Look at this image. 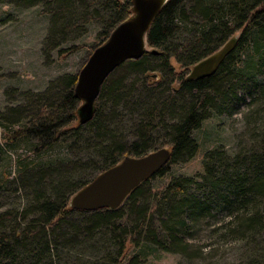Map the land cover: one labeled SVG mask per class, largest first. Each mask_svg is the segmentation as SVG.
Listing matches in <instances>:
<instances>
[{"label": "trees", "instance_id": "16d2710c", "mask_svg": "<svg viewBox=\"0 0 264 264\" xmlns=\"http://www.w3.org/2000/svg\"><path fill=\"white\" fill-rule=\"evenodd\" d=\"M11 1L27 6L42 3L50 10L45 42L52 41L55 35H64L81 19L96 18L99 10H103L109 22L100 31V41L90 48L88 56L107 40L118 24L133 15L132 0ZM94 2L95 8H92ZM236 32L238 36H234ZM232 38H236L234 49L212 75L186 79L184 74L191 66L216 53ZM146 43L149 50L140 59L124 61L105 79L95 102L94 115L86 124H79L77 118L80 101L73 92L77 74L63 78L57 93L30 103L26 121L21 125L12 123L17 129H7L0 122L5 145L34 142L37 152L64 143L67 138L82 140L88 129L101 140L91 148L84 147L86 158L72 163L70 170H64V163H58L55 171L48 170L46 176H30L36 180V189L26 214L35 218L21 228L16 221L0 215V264H18L27 259L39 264L43 255L50 257V247L56 248L57 240L79 237L80 233L85 237L83 242L92 243L91 248L105 241L117 249L109 264L143 261L147 257L145 248L168 252L172 250L171 245L180 246L178 239L189 232L187 223L197 221L212 210L236 215V234L251 246L257 264H264V147L260 155L250 152L246 156L235 155L232 160L218 150L205 152L199 181L178 177L146 196L149 199L143 195L146 191L143 187L151 179L166 174L171 164H185L196 155L198 145L191 137L192 132L211 113L220 114L239 103L242 99L237 97L238 92L264 108V80H261L264 0H167L148 27ZM124 66L130 74L141 75L139 85L133 80L124 86L121 78L112 79ZM152 83L160 85L163 91L151 88ZM174 83L176 87L171 86ZM165 92L168 97L163 95ZM254 94L258 97L256 100L252 97ZM176 102L180 105L175 114ZM111 105L141 112L151 122L137 125L134 140L123 143L106 129L109 117L104 119L103 112ZM255 113L259 114L258 108ZM167 118L169 123H165ZM158 127L167 136L150 146L151 131ZM165 147L170 151L168 163L132 190L119 208L80 212L69 207L74 193L125 156L139 157ZM29 167L23 166V171L28 172ZM84 169H91L89 178L73 181L72 177ZM135 205L138 207L133 210L134 216L126 215L128 222H120L122 218L117 221L125 206L133 209ZM141 238L156 246L144 245L140 249ZM65 242L69 244L71 240ZM127 246L132 249L139 246L140 250L126 259Z\"/></svg>", "mask_w": 264, "mask_h": 264}, {"label": "rangeland", "instance_id": "374dc122", "mask_svg": "<svg viewBox=\"0 0 264 264\" xmlns=\"http://www.w3.org/2000/svg\"><path fill=\"white\" fill-rule=\"evenodd\" d=\"M92 8H95V2ZM100 11L101 9L96 18L81 19L68 28L64 35H55L52 41L45 42L50 18V10L46 9L45 4L27 6L17 5L11 0H0V122L6 124L7 129L11 127L17 129L16 124L12 123L21 125L26 121V108L30 103H34L35 99L40 97L52 96L60 89L59 83L63 78L79 72L88 58L90 48L99 43L100 31L109 22L105 12ZM238 35L239 32H236L234 36ZM145 49L148 51V46ZM193 66L184 75H188ZM175 71H179L177 66ZM119 78L124 81V86L133 80L138 85L141 82V75L130 74L126 66L120 68L112 77ZM261 80H264V75ZM171 86L176 87L177 83ZM151 88L163 91L156 83H152ZM163 95L168 97L166 92ZM236 95L242 99L239 103H234L220 114L211 113L209 118L192 132L191 137L198 145L196 155L185 164H171L166 174L151 179L143 187L146 190H143L145 197L163 189L174 178L189 177L196 182L199 181L203 174L205 152L218 150L231 160L235 155L246 156L250 152L261 154L264 147V108L257 103L258 101L254 103L250 97L243 98L241 92ZM252 97L255 100L258 98L256 94ZM179 105L178 102L174 103L175 114L178 113ZM257 108L258 115L255 113ZM103 117L110 118L106 121L108 133L115 135L123 143L134 140L137 125L151 122L141 112H131V109L126 110L122 105L105 107ZM166 122L169 123L168 118L165 119ZM1 123L0 215L16 221L23 228L31 218H35L26 214L35 198L36 189V180L30 176H46L48 170L55 171L58 163H64L63 169L70 170L72 163L86 158L82 151L84 147L91 148V145L98 144L101 140L88 129L82 140L67 138L64 143L60 142L49 150L37 152L33 147L34 142L23 141L5 145L4 128ZM164 134V129L159 127L151 131L153 140L150 146L158 144L167 136ZM25 165L30 166L28 172L23 171ZM90 173L91 169H84L72 179H75L73 181L87 179ZM136 207L138 206L135 205L132 209L125 206L117 221L122 218L120 222H128L129 217L126 215L134 216L133 210ZM187 227L189 229L187 236L178 239L180 246L171 245L172 250L168 252L148 247L144 252L147 255L146 259L143 261L136 259L125 264H257L251 246L236 234V215L230 216L223 210H212L210 214L202 216L197 221L188 222ZM155 233L159 237L157 230ZM81 234L79 237L66 236L64 240H57V247H50V257L43 255L38 263L109 264L117 249L111 244H105V241L91 248L92 243L89 245L88 242H83L85 237ZM67 240H71L69 242L71 245L66 244ZM139 244L140 249L142 246L144 248V245L156 246L143 238L139 240ZM127 248L129 253L126 259L140 250L139 246L134 249L130 246ZM33 262L27 259L18 264Z\"/></svg>", "mask_w": 264, "mask_h": 264}, {"label": "water", "instance_id": "95a60500", "mask_svg": "<svg viewBox=\"0 0 264 264\" xmlns=\"http://www.w3.org/2000/svg\"><path fill=\"white\" fill-rule=\"evenodd\" d=\"M167 0H132L133 15L118 24L105 42L95 47L77 73L73 89L80 101L78 123L89 122L95 112V102L105 79L124 61L138 60L146 51V32ZM236 44L232 38L216 53L196 63L187 80L212 75ZM170 158L167 148H160L139 157L125 156L120 162L98 173L69 199L74 211L92 212L117 209L132 190L157 173Z\"/></svg>", "mask_w": 264, "mask_h": 264}, {"label": "bare ground", "instance_id": "6f19581e", "mask_svg": "<svg viewBox=\"0 0 264 264\" xmlns=\"http://www.w3.org/2000/svg\"><path fill=\"white\" fill-rule=\"evenodd\" d=\"M84 187V186H83Z\"/></svg>", "mask_w": 264, "mask_h": 264}]
</instances>
